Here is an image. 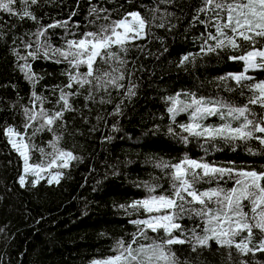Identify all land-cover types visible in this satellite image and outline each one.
Instances as JSON below:
<instances>
[{"label": "trees", "instance_id": "1", "mask_svg": "<svg viewBox=\"0 0 264 264\" xmlns=\"http://www.w3.org/2000/svg\"><path fill=\"white\" fill-rule=\"evenodd\" d=\"M201 4L202 0H171L159 4L157 17L165 11L174 15L166 17L165 27L156 26L159 20L151 23L150 32L146 29L143 39L133 41L129 51L121 53L127 61L122 69L125 78L120 81L124 87H109L108 92L97 94L94 101L85 99L84 90H81L83 95L70 98L78 111L65 113L66 126L56 129L58 135L62 134L58 146L82 159L62 169L64 175L59 183H47L50 177L45 173L46 178L35 187L30 183L34 179L31 174L26 175L25 185H20L19 177L24 175L23 158L9 143L4 129L12 126L23 131L22 108L32 106L33 92L46 96L50 103L44 107L52 108L59 96L53 90L68 83L63 73L69 66L44 58L42 51L37 59L28 57V53L35 51L38 42L44 43L46 38L51 46L61 47L67 40L80 38L81 33L94 31L95 25L90 21L96 20L97 14H89L94 6L106 9L99 16H108L109 21L119 20L133 11L151 20V10L157 7V0H38L37 5L27 6L36 20L21 19L20 15L0 10V264H91L94 259L111 255L118 240L128 241L136 231L130 221L145 216L142 210L137 212L120 205L128 206L144 198L147 195L141 186L144 181L158 177L164 188L168 187L166 177L154 167L153 161L163 159L175 163L187 155L197 160L203 157L217 166L234 163L245 166V170L257 171L264 166V146L255 140L205 144L202 138L190 137L185 143L168 133L167 107L170 105L166 97L182 91L195 92L203 96L219 95L242 105L249 95L245 90V96H241L235 81L218 79L244 70L243 62L229 59L235 54L231 49L198 56L194 63L179 65L182 56L200 50L198 38L205 33V25L194 22L193 17ZM25 7L23 0L12 5L13 11L20 14ZM206 19L201 13L200 20ZM63 21H67L65 27H47ZM109 21L100 19L97 24ZM45 30V36L36 35ZM28 43L32 44L31 48L26 46ZM19 57H28L27 62ZM25 63L38 78L35 83L26 79L25 71L29 69L21 70ZM79 71L84 72L86 68L82 66ZM248 75L264 80V69L249 70ZM133 84L135 95L128 98L127 88ZM227 87L237 90L228 92ZM116 105L121 106L122 114L110 115ZM252 107L259 113L258 106ZM187 122V113L176 117L177 124ZM219 122L218 117L204 121L205 124ZM109 136L111 140L106 139ZM51 140L53 134L47 131L37 133L34 138L35 144L46 151H51L48 147ZM41 159L39 151L30 152L29 163H39ZM223 186L231 188L233 183L229 181ZM200 187L203 190L209 185ZM194 221L200 223L196 218H185L180 223L191 228ZM149 235L154 234L149 232ZM236 239L239 241L240 237ZM259 239L257 234L251 246ZM209 244V248L196 253L187 244L172 247L182 264L184 261L264 264V252L242 255L235 247L229 250L215 241Z\"/></svg>", "mask_w": 264, "mask_h": 264}, {"label": "snow or ice", "instance_id": "2", "mask_svg": "<svg viewBox=\"0 0 264 264\" xmlns=\"http://www.w3.org/2000/svg\"><path fill=\"white\" fill-rule=\"evenodd\" d=\"M170 2L157 0V7L151 10V20L133 11L119 20L109 21L108 16H99V12L107 10L94 6L89 13L97 14L96 20L90 21L95 25L94 31L81 33L80 38L67 40L61 47L51 46L46 38L44 43L38 42L39 47L35 51L28 53V57L37 59L38 53L42 51L44 58L54 60L57 64L64 62L69 69L63 73L68 83L58 85L53 90L59 92L55 100L58 108L55 105L52 108L44 107L50 103L48 98L33 92L30 101L32 106L22 108L25 117L23 131L12 126L4 129L9 143L23 158L24 175L19 177L22 187L27 174L34 177L30 182L33 187L46 178L45 173L50 177L47 183H59L64 175L62 169H68L72 161L82 159L74 155L73 151L58 146L62 134H57V127L66 126L65 113L78 111L70 103V98L83 95L81 90H84L87 92L85 99L94 101L97 94L108 92L109 87L123 88L120 81L125 78L122 69L127 61L121 53H127L133 41L143 39L145 30L150 32V25L156 20L160 21L157 27H165L166 17L174 14L165 11L157 17L155 13L160 11L159 4ZM15 3L17 0H0V10L20 15L21 19H37L27 6L37 5L38 0H23L26 7L22 14L13 11L12 5ZM201 13L207 17L206 20H200ZM100 19L109 22L97 24ZM193 21L205 25V33L198 38L201 41L200 50L182 56L179 65L194 63L198 56L231 49L235 54L229 56V59L243 62L244 70L228 73L218 79L235 81L240 95L245 96V90L249 95L245 96L246 102L242 105L219 95L203 96L195 92L182 91L166 97L170 105L167 107L170 114L168 133L178 136L185 143L190 137H195L202 138L205 144L216 141L235 144L255 140L264 146V80H256L248 75L249 70L264 69V0H202ZM66 25L67 21H63L47 27ZM45 33L46 30L36 35L45 36ZM26 46L31 48L32 44ZM28 57L19 58L27 62ZM82 66L86 71H79ZM21 70L25 71L26 79L33 83L37 81L38 78L30 72V65L25 63ZM135 87L133 84L127 88L128 98L135 95ZM236 90L227 87L228 92ZM101 102L105 101L102 99ZM253 105L259 107V113ZM181 113L188 114V122L177 124L176 117ZM120 114V105H116L114 112L110 113ZM209 117H218L220 122L205 124L204 121ZM176 128L180 131L177 132ZM43 131L53 134V140L48 144L51 151L40 148L34 142L36 134ZM106 139L111 140L112 137ZM33 150L39 151L41 162L29 163L30 152ZM153 164L166 177L168 187L165 189L158 177L144 181L141 186L146 189L147 195L133 201L131 205H120L137 212L142 210L145 214L144 218L130 221L136 226L131 239L118 240L111 255L94 259L91 264H182L172 246L187 244L191 252L196 253L209 248L210 241L229 250L235 247L242 255L264 252V166L259 171L255 168L245 170V166H236L234 163L217 166L215 162H207L203 157L197 160L187 155L175 163L161 159L153 161ZM54 168V172L47 171ZM229 181L233 187H224ZM202 184L209 187L202 190ZM212 184L216 186L212 187ZM246 207L248 211H245ZM185 218H196L200 223L194 221L193 227L188 228L180 223ZM149 232L154 235H149ZM257 234L260 239L251 246ZM237 237H240L239 241ZM141 239L145 242L141 243ZM183 264L189 262L184 261ZM241 264L247 262L241 261Z\"/></svg>", "mask_w": 264, "mask_h": 264}, {"label": "rangeland", "instance_id": "3", "mask_svg": "<svg viewBox=\"0 0 264 264\" xmlns=\"http://www.w3.org/2000/svg\"><path fill=\"white\" fill-rule=\"evenodd\" d=\"M129 19H131V18H129Z\"/></svg>", "mask_w": 264, "mask_h": 264}]
</instances>
